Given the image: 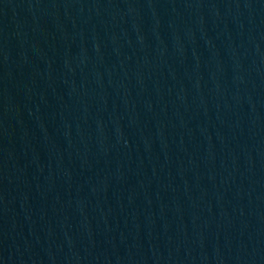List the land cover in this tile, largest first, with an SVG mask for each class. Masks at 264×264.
Segmentation results:
<instances>
[{
  "label": "water",
  "instance_id": "95a60500",
  "mask_svg": "<svg viewBox=\"0 0 264 264\" xmlns=\"http://www.w3.org/2000/svg\"><path fill=\"white\" fill-rule=\"evenodd\" d=\"M0 264H264V0H0Z\"/></svg>",
  "mask_w": 264,
  "mask_h": 264
}]
</instances>
